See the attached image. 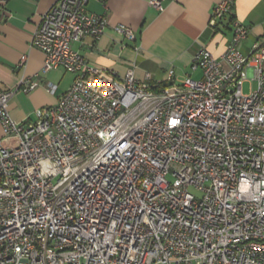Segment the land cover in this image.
<instances>
[{
	"label": "built area",
	"instance_id": "obj_1",
	"mask_svg": "<svg viewBox=\"0 0 264 264\" xmlns=\"http://www.w3.org/2000/svg\"><path fill=\"white\" fill-rule=\"evenodd\" d=\"M88 2L58 0L32 34L43 74L76 76L67 91L31 122L0 91V264H264V44L240 52L250 29L233 19L223 53L194 54L200 78L147 84L71 47L108 27ZM231 8L215 3L209 25Z\"/></svg>",
	"mask_w": 264,
	"mask_h": 264
},
{
	"label": "crops",
	"instance_id": "obj_2",
	"mask_svg": "<svg viewBox=\"0 0 264 264\" xmlns=\"http://www.w3.org/2000/svg\"><path fill=\"white\" fill-rule=\"evenodd\" d=\"M57 1L7 0L0 11V91L14 92L8 109L15 121H33L35 111L54 104L76 77L70 74L64 86L69 73L61 68L43 74L44 54L31 46L41 15ZM150 1L89 0L86 10L105 17L108 27L97 40L87 37L71 47L99 69L119 77L131 70L140 82L164 85L168 69L174 70L175 83L186 76L200 78V72L188 69L194 54L201 48L215 56L223 53L231 36V17L250 29L248 38L238 45L240 52L248 54L255 41L264 44V0H228L231 13L214 26L209 21L219 0H162V11ZM116 25L133 29L135 40L114 32ZM35 77L39 87L23 92L21 81ZM47 82L57 85L53 94L43 88Z\"/></svg>",
	"mask_w": 264,
	"mask_h": 264
},
{
	"label": "rangeland",
	"instance_id": "obj_3",
	"mask_svg": "<svg viewBox=\"0 0 264 264\" xmlns=\"http://www.w3.org/2000/svg\"><path fill=\"white\" fill-rule=\"evenodd\" d=\"M69 78H70V74H66V79H65V81L63 83L64 86L67 84ZM249 86L250 85L247 82L243 85V91H244V93L248 92ZM252 86H254V83H252ZM190 191H193L192 188H190Z\"/></svg>",
	"mask_w": 264,
	"mask_h": 264
},
{
	"label": "trees",
	"instance_id": "obj_4",
	"mask_svg": "<svg viewBox=\"0 0 264 264\" xmlns=\"http://www.w3.org/2000/svg\"><path fill=\"white\" fill-rule=\"evenodd\" d=\"M233 19H234V18H233V17H231V18H230V20H229V23H230V22H231V20H233Z\"/></svg>",
	"mask_w": 264,
	"mask_h": 264
}]
</instances>
